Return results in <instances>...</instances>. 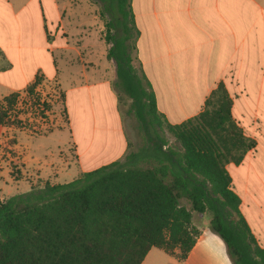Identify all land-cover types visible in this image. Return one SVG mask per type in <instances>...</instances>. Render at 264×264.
I'll list each match as a JSON object with an SVG mask.
<instances>
[{
	"label": "trees",
	"instance_id": "16d2710c",
	"mask_svg": "<svg viewBox=\"0 0 264 264\" xmlns=\"http://www.w3.org/2000/svg\"><path fill=\"white\" fill-rule=\"evenodd\" d=\"M106 2V58L115 65L118 100L129 99L127 112L145 142L138 151L70 182L46 181L0 202V264H142L152 248L182 262L201 235L193 214L207 212L233 264H264V247L240 210L226 168L242 162L256 142L234 120L225 85H218L197 116L170 123L137 65L140 32L131 0ZM45 81L38 72L22 93L3 97L0 125L16 123L12 114L22 94L39 107ZM59 98L68 124L64 93ZM163 133L178 146H169Z\"/></svg>",
	"mask_w": 264,
	"mask_h": 264
},
{
	"label": "crops",
	"instance_id": "0c3cea01",
	"mask_svg": "<svg viewBox=\"0 0 264 264\" xmlns=\"http://www.w3.org/2000/svg\"><path fill=\"white\" fill-rule=\"evenodd\" d=\"M131 2L140 32L137 65L152 84L158 109L167 120L180 124L197 116L223 83L232 99L234 120L256 142L242 162H231L226 168L232 189L241 199L240 210L264 247V0ZM63 20L58 0H0V100L13 92L22 93L38 72L47 81L58 77L54 51L70 49L61 38ZM107 62L101 67L90 60L84 65L81 81L73 80L65 89L60 83L69 126L72 107L87 116L88 108L109 105L123 120L114 88L115 65ZM107 121L103 114L99 117L102 127ZM5 131L0 125V144ZM73 144L82 166L83 152L76 134ZM86 145L93 146V141L86 139ZM91 148L85 150L90 156ZM116 149L119 152L111 162L127 152L126 131ZM89 159L88 165L97 161L94 156ZM99 167L101 164L82 167L81 173ZM198 227L201 235L186 260L180 262L162 249L152 248L142 264H233L224 240L212 230Z\"/></svg>",
	"mask_w": 264,
	"mask_h": 264
},
{
	"label": "rangeland",
	"instance_id": "374dc122",
	"mask_svg": "<svg viewBox=\"0 0 264 264\" xmlns=\"http://www.w3.org/2000/svg\"><path fill=\"white\" fill-rule=\"evenodd\" d=\"M58 1L64 14L61 38L70 49L54 51L58 77L53 81H45L41 87L43 98L40 106L32 107L22 94L12 114L16 123L5 128L0 144V202L27 193L32 188L36 189L46 181L54 184L70 182L81 175L82 167L92 168L108 164L118 154L119 150L116 148L122 143L125 131L128 137L126 154L138 151L145 142L136 119L127 112L129 99L125 96L121 103L118 100L123 122L119 120L117 111L109 105H98L99 109L88 108L87 116L79 108L72 107L70 126L69 122L66 124L63 106L59 100V94L64 93L61 84L65 89L73 80L81 81L84 65L90 60L101 64V67L108 63L105 53L109 45L104 40L107 0ZM115 83L116 77L114 88L118 92ZM44 102L50 104L51 108L45 109ZM102 114L108 120L106 127H102L99 122ZM50 128L54 131L44 134ZM74 134L81 142L79 149L83 152L82 166L78 162L73 144ZM162 136L167 138L169 146H178L170 134L163 133ZM86 139L92 140L93 146L86 145ZM86 148H91V154L97 160L89 165L87 160L90 162L89 158L92 156L88 155L89 151L85 152ZM17 170L21 173L20 177L16 174ZM181 202L190 208L186 200ZM193 221L197 226L211 230L209 212L204 215L194 213Z\"/></svg>",
	"mask_w": 264,
	"mask_h": 264
}]
</instances>
